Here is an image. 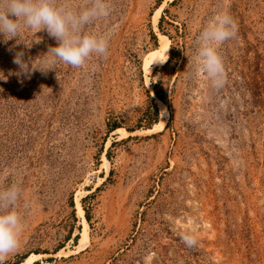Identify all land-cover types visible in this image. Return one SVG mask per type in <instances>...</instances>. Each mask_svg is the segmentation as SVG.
<instances>
[{"label":"rangeland","instance_id":"obj_1","mask_svg":"<svg viewBox=\"0 0 264 264\" xmlns=\"http://www.w3.org/2000/svg\"><path fill=\"white\" fill-rule=\"evenodd\" d=\"M111 7L83 29L108 39L107 56L80 68L44 56L58 44L46 30L22 32L30 48L0 36V191L22 189L24 225L5 264H264V0ZM220 11L237 31L216 89L193 72ZM20 51L49 70L18 75ZM152 98L160 118L147 127Z\"/></svg>","mask_w":264,"mask_h":264},{"label":"clouds","instance_id":"obj_2","mask_svg":"<svg viewBox=\"0 0 264 264\" xmlns=\"http://www.w3.org/2000/svg\"><path fill=\"white\" fill-rule=\"evenodd\" d=\"M111 0H90L89 6L76 10L65 0H0V36L4 42L19 38L17 43L27 42L21 39L25 29L35 30L36 34L46 30L55 38L57 46L50 47L45 57L53 63L62 62L74 68L85 65L93 55L106 57L109 41L103 35L83 31L85 26L111 14ZM237 24L227 11L217 12L199 32L197 50L194 59L193 75L206 74L216 89L227 82V70L219 48L236 35ZM30 48V47H29ZM36 60H25L24 52L16 53L14 62L19 65V74H31L39 69L46 72L49 68L36 66ZM193 58L189 57V63ZM23 197L22 189L15 183L0 191V264L20 248L23 232V220L17 211ZM181 239L188 247L198 243L192 233H183Z\"/></svg>","mask_w":264,"mask_h":264},{"label":"trees","instance_id":"obj_3","mask_svg":"<svg viewBox=\"0 0 264 264\" xmlns=\"http://www.w3.org/2000/svg\"><path fill=\"white\" fill-rule=\"evenodd\" d=\"M157 95L161 100L166 101L165 97L163 95H161L160 93H158V91H157ZM151 104H152V106H151L152 107V113H151L150 117L147 119V124H146L147 127H152V125L157 123L159 121V118H160L159 106L156 102H154L153 98H152ZM115 129H116V127L114 125L111 130L113 131ZM87 218H89V215H87ZM22 261H24V259L18 260L17 262H15L13 264H20Z\"/></svg>","mask_w":264,"mask_h":264},{"label":"bare ground","instance_id":"obj_4","mask_svg":"<svg viewBox=\"0 0 264 264\" xmlns=\"http://www.w3.org/2000/svg\"><path fill=\"white\" fill-rule=\"evenodd\" d=\"M161 51L163 53V57L165 58V60L169 59V57H170V48H169V45H168L167 40L165 38L162 39ZM156 60H157V58H154L153 59V63H155ZM160 107H161L162 112L165 113L166 112L165 106L161 103ZM106 165H107V167H109L107 163H106ZM84 231H85V234H87V225H86V223H85ZM83 241H84V238L82 239V242Z\"/></svg>","mask_w":264,"mask_h":264}]
</instances>
